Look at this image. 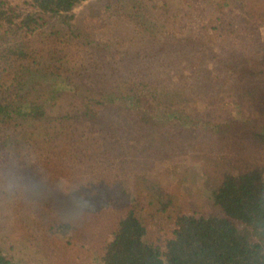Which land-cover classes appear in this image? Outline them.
I'll return each instance as SVG.
<instances>
[{
    "label": "rangeland",
    "instance_id": "1",
    "mask_svg": "<svg viewBox=\"0 0 264 264\" xmlns=\"http://www.w3.org/2000/svg\"><path fill=\"white\" fill-rule=\"evenodd\" d=\"M44 19V34L0 29V46L18 40L29 51L28 96L44 98L43 73L57 69L94 90L115 89L140 69L145 85L132 89L170 120L130 123L95 103L96 119H75L82 104L61 94L48 98L46 116L0 125V252L11 264H103L132 208L145 238L162 246L178 214L220 213L211 192L225 174H264V0H84ZM209 45L247 69L218 71L208 57L192 86L188 64ZM64 112L72 115L63 120Z\"/></svg>",
    "mask_w": 264,
    "mask_h": 264
},
{
    "label": "trees",
    "instance_id": "2",
    "mask_svg": "<svg viewBox=\"0 0 264 264\" xmlns=\"http://www.w3.org/2000/svg\"><path fill=\"white\" fill-rule=\"evenodd\" d=\"M82 1L84 0H30L28 10L18 11L0 0V29H6L17 37L20 34H44L45 29L41 28L44 18L65 15ZM10 40L12 39L0 46V125L5 123L18 128L23 127L32 118L46 116L48 98L59 97L61 94L82 104L73 115L64 112V116H61L63 120H67L71 115L75 119L83 116L96 119L98 112L92 108L93 103L95 106L114 107L113 111L119 110L124 120H129L130 123H137L135 118L141 124H152L151 120H170V117L163 116L168 112H153V109L149 111L145 107V95L142 93L144 90L132 89L134 85H145L142 81L143 75H140L143 71L140 69L127 76L138 78V82H129L126 77L116 84L115 89L100 86L96 90L84 83L77 85L68 77L60 79L61 74L57 72V68L54 72L41 71L50 78H45L50 86L46 96L38 101L37 94L27 95L30 91L26 88L34 78L29 74V51L23 43L17 42L18 40ZM184 46L185 43L180 47ZM209 46L203 48L204 56L201 54L197 58L198 64H188V67L194 66L193 70L196 72L192 75V86L202 81L197 73L201 62L203 70H207L204 60L208 57L214 59L218 71H244L245 67L237 68L238 66L232 65L229 60L222 61L218 52ZM212 68L214 67L210 69ZM167 79L168 77L163 78ZM214 81L218 84L222 79L218 75L214 76ZM84 90L88 91L89 96L80 94ZM142 103L144 108L141 107ZM130 117L134 120H130ZM176 117L171 118L175 120ZM260 136L264 141V134L260 133ZM211 197L220 213L199 216L178 214L174 219L172 234L162 246L145 238L146 229L143 222L134 213V209H130L119 219L117 231L106 244L101 256L102 263L264 264V174L261 170L253 168L237 174H225L217 188L211 192ZM0 264H11L1 252Z\"/></svg>",
    "mask_w": 264,
    "mask_h": 264
}]
</instances>
